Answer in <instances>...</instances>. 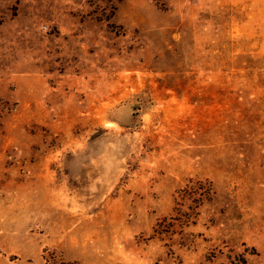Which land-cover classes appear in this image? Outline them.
I'll return each instance as SVG.
<instances>
[{
  "label": "rangeland",
  "instance_id": "1",
  "mask_svg": "<svg viewBox=\"0 0 264 264\" xmlns=\"http://www.w3.org/2000/svg\"><path fill=\"white\" fill-rule=\"evenodd\" d=\"M52 254L264 264V0H0V264Z\"/></svg>",
  "mask_w": 264,
  "mask_h": 264
},
{
  "label": "trees",
  "instance_id": "2",
  "mask_svg": "<svg viewBox=\"0 0 264 264\" xmlns=\"http://www.w3.org/2000/svg\"><path fill=\"white\" fill-rule=\"evenodd\" d=\"M196 186H197V189L199 191L198 192V196L201 197V199L198 200L197 205L199 206V204L202 203V202L209 203L212 200V195L214 194L213 190L211 188V185L207 184V183L206 184H202V183L198 182L196 184ZM190 189L191 188L186 187L185 189L180 191L182 193L181 194V200L182 201L186 199L185 196L186 195L188 196ZM48 264H76V263L67 262L61 256H57V255H53L52 254V255H49V257H48Z\"/></svg>",
  "mask_w": 264,
  "mask_h": 264
}]
</instances>
